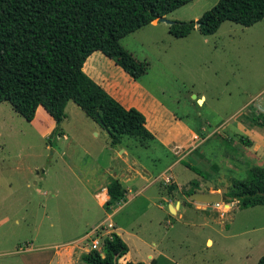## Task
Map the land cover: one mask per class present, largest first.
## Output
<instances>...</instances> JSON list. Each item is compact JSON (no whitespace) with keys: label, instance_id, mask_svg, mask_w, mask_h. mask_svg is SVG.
<instances>
[{"label":"rangeland","instance_id":"374dc122","mask_svg":"<svg viewBox=\"0 0 264 264\" xmlns=\"http://www.w3.org/2000/svg\"><path fill=\"white\" fill-rule=\"evenodd\" d=\"M216 1L193 0L166 18L197 19ZM120 44L146 64L141 83L172 113L203 123L208 131L209 124L230 123L231 132L222 128L209 138L205 133L201 146L182 157L155 144L137 145L134 152L153 170L149 181L134 185L127 196L106 206L108 196L103 209L90 188L106 180L110 166L119 170L121 161L110 158L108 136L99 123L69 101L63 128L45 138L8 101L1 102L0 264H65L67 259L85 264L79 256L90 239L83 235L108 214L129 246L131 261L151 264V253L159 257V264H167L168 256L176 264H256L264 254V205L239 209L237 201L224 198L234 180L248 178L249 169L260 163L251 145L243 142L248 136L233 125L264 115V19L250 26L227 20L211 35L194 28L182 38L171 35L164 22L147 24ZM202 94L205 101L198 103ZM260 152L264 160V146ZM177 158L181 163L167 175L175 178L179 190L202 177L216 183L215 193L222 201L208 209L187 193L179 210L183 216L172 215L178 197L168 201L169 209L166 201L174 182L162 183L159 172ZM104 199L101 195L100 202ZM157 216L161 223H155ZM207 237L211 245L205 243ZM64 249L71 255H62Z\"/></svg>","mask_w":264,"mask_h":264},{"label":"trees","instance_id":"16d2710c","mask_svg":"<svg viewBox=\"0 0 264 264\" xmlns=\"http://www.w3.org/2000/svg\"><path fill=\"white\" fill-rule=\"evenodd\" d=\"M192 0H0V103L30 122L41 105L54 119L57 133L73 101L106 131L111 145L125 136L140 145L153 138L145 117L125 108L83 71L86 58L101 51L137 80L146 64L136 60L120 39ZM264 19V0H217L197 19L174 21L169 33L182 38L198 28L203 35L216 32L224 21L250 26ZM264 126V115L257 118ZM250 145L249 140H244ZM125 189L116 179L107 185L111 201L122 199ZM225 202L239 208L264 205V168L254 167L245 180H234ZM102 253L81 255L85 264H119L128 246L117 233L102 241ZM124 264H145L126 261ZM256 264H264V254Z\"/></svg>","mask_w":264,"mask_h":264},{"label":"crops","instance_id":"0c3cea01","mask_svg":"<svg viewBox=\"0 0 264 264\" xmlns=\"http://www.w3.org/2000/svg\"><path fill=\"white\" fill-rule=\"evenodd\" d=\"M166 16L167 14L164 15V17ZM158 23L159 21H157L156 19L151 21L148 25H156ZM83 71L91 80H93L96 84L100 85L110 96L116 99L125 108L134 107L138 109L140 112H142L145 117V126L153 135V138L147 141L144 145H140L139 143H137V140L133 137L125 136L122 139L121 143L115 145L110 144L106 147L109 150L110 158L112 157L117 158V160H120L121 163L119 170L117 171L116 169H114V166H110L108 170L111 171V173H109L108 170L106 171V175H107L105 178L106 180H103V182H100L99 184H95L93 187L91 186L90 188L94 197L99 200L98 203L102 208L104 202H100V197L101 195H105V201L107 200L108 198L107 185L109 184L111 179H116L121 183L122 187L126 191L125 196H127L134 185L139 184L141 181L148 180L149 176L152 175L153 170L145 166L139 154H136L134 152V148L137 145L145 147L155 144L157 146H162L163 148L169 150L174 155H178L182 157L184 155L188 156L185 153L188 154L192 153L195 150H197L199 146H201V142L203 141V138L201 137H203L205 133H206L205 138H209L212 134L216 133V130L222 128L225 130H229V132H231L230 123L224 124L220 127L219 125L221 124H219L218 126L215 125L214 127H211V125L209 124V128L211 129L210 131H208L207 127L203 123H198V122L190 123L185 118L179 117L176 114L172 113L168 108V106L161 101V99L157 98L156 95L150 93L147 90V88L143 86V84L140 81L141 78L137 80L131 78L126 72H124V70L120 66H118L113 61V59L107 57L101 51L98 50L94 51L86 58L83 64ZM197 101L198 103H203L205 101V95L202 94L201 96L197 97ZM66 106H68V103ZM65 113L67 116V107L65 108ZM64 119L62 123L64 122ZM30 122L34 126L37 133L41 134V136L45 138L50 136L52 131L56 127V123L54 119L46 112V110L41 105L37 107L35 116ZM242 122L243 121H237L236 123H234L235 124L233 125L234 129L237 127L238 130H240L243 134H245V136H248L251 145L249 150H251V154H253L254 157H256L260 161V163H258L257 165L255 164V166L251 167L249 171L254 167L264 168L263 167L264 160H262L261 158L262 155L260 152L262 146H264V126L262 127V125H260L257 121H253V120L248 123H242ZM62 123L59 125L60 128H63ZM46 124H48V126H46ZM93 134L95 136L96 135L98 136L99 132L97 130H93ZM208 134L209 136L207 137ZM62 139L63 140L67 139V135L65 133H63ZM177 163H181L179 158L174 160V162L168 164L166 167L162 168V170H160L159 172V175L163 176L162 183H164L163 179H165V177L170 178L169 184H172V182H174L173 185L174 188L173 190H171L172 193L170 194V198L169 197L167 198L166 206L167 209H169V204H171V202L168 201H171L173 195H176L178 197L177 198L178 202L175 205V208L172 206L175 211L174 214L172 215H177L178 217H182L183 214L179 213V210L183 207V201L185 200L187 201L188 200L187 197L189 198V195L187 193L189 194L194 192L215 193L216 183L214 184L211 181L208 182L205 178L203 179L202 177L196 176L195 178L190 180L189 183L184 187V188L187 187V189H189L184 193L183 192L184 188L179 190L175 178L167 175V172L170 171L173 165ZM185 166L190 168L197 174H200L199 170L196 167L191 166L189 164H185ZM147 174L148 176H146ZM204 180L205 183L201 184V182H203ZM99 187H101V190H98ZM227 204L228 206H231L230 203ZM207 205L209 206L210 204ZM238 208H239V203H238ZM168 213L170 212L168 211ZM108 216L109 214L106 217ZM156 218L157 219H155V223L157 221L158 223H161L160 216H157ZM103 219L98 221L96 224L101 222ZM169 224H170L169 227L171 228L172 224L170 222ZM119 231L120 228H115V233H117L124 241L123 236ZM208 242H210V244H208ZM205 243L207 245H211L212 239L210 237H207ZM154 245H156V243H154ZM69 247L73 248L75 246L72 245ZM64 250L65 252H63L62 255L64 256L71 255L70 254L71 252L69 250L67 249ZM61 252L62 251L59 250L57 254L60 255ZM86 252H88L87 248H86ZM82 254L83 252L80 254L79 258L81 257ZM149 257H150V261L152 260L151 264H159L160 261L159 257H155L151 253L149 254ZM130 259H131L130 249L128 246V252L119 259V263L121 262L120 264H124L126 261H131ZM70 262H71L70 259L64 261L65 264H68ZM133 262H137V261H133ZM167 264H176V263L174 260L171 259V257L168 256Z\"/></svg>","mask_w":264,"mask_h":264},{"label":"built area","instance_id":"2783aa9c","mask_svg":"<svg viewBox=\"0 0 264 264\" xmlns=\"http://www.w3.org/2000/svg\"><path fill=\"white\" fill-rule=\"evenodd\" d=\"M170 178L165 177L164 183L169 184ZM105 202V199L104 201ZM111 216L104 218L101 222L91 227L84 235L85 239H90L87 250H97L102 253V241L105 237H110L115 232L114 223L110 220Z\"/></svg>","mask_w":264,"mask_h":264},{"label":"water","instance_id":"95a60500","mask_svg":"<svg viewBox=\"0 0 264 264\" xmlns=\"http://www.w3.org/2000/svg\"><path fill=\"white\" fill-rule=\"evenodd\" d=\"M157 21L164 22L168 25H171L174 21L167 19L166 17H159L157 18ZM189 197L194 199L197 202L202 203H220L222 201V196L219 193H211V192H194L189 194ZM212 206L209 205L208 209H211Z\"/></svg>","mask_w":264,"mask_h":264},{"label":"bare ground","instance_id":"6f19581e","mask_svg":"<svg viewBox=\"0 0 264 264\" xmlns=\"http://www.w3.org/2000/svg\"><path fill=\"white\" fill-rule=\"evenodd\" d=\"M103 197H105V195H103Z\"/></svg>","mask_w":264,"mask_h":264}]
</instances>
